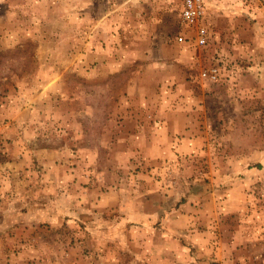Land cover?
I'll use <instances>...</instances> for the list:
<instances>
[{
	"label": "rangeland",
	"instance_id": "obj_1",
	"mask_svg": "<svg viewBox=\"0 0 264 264\" xmlns=\"http://www.w3.org/2000/svg\"><path fill=\"white\" fill-rule=\"evenodd\" d=\"M101 1L0 0V264H264V0Z\"/></svg>",
	"mask_w": 264,
	"mask_h": 264
},
{
	"label": "built area",
	"instance_id": "obj_2",
	"mask_svg": "<svg viewBox=\"0 0 264 264\" xmlns=\"http://www.w3.org/2000/svg\"><path fill=\"white\" fill-rule=\"evenodd\" d=\"M202 16V0H183L181 19L184 23L189 25H197L198 20ZM197 39L198 45L206 44V31L203 27L197 28ZM181 40V38L179 39Z\"/></svg>",
	"mask_w": 264,
	"mask_h": 264
},
{
	"label": "crops",
	"instance_id": "obj_3",
	"mask_svg": "<svg viewBox=\"0 0 264 264\" xmlns=\"http://www.w3.org/2000/svg\"><path fill=\"white\" fill-rule=\"evenodd\" d=\"M97 0H95V3ZM132 4L133 1L130 0H102L101 4L103 6V13H102V19L106 20H112V14L117 12V10H122L125 9L129 4ZM89 6L91 5L90 3L88 4ZM126 5V7H125ZM118 7V9L116 8ZM125 7V8H124ZM116 8V9H114ZM105 11V12H104ZM111 18V19H110Z\"/></svg>",
	"mask_w": 264,
	"mask_h": 264
}]
</instances>
